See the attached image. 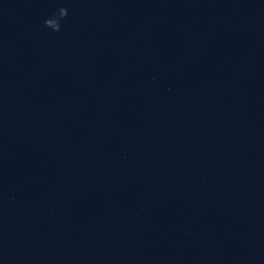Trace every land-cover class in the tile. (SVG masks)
Returning a JSON list of instances; mask_svg holds the SVG:
<instances>
[{"label":"water","instance_id":"water-1","mask_svg":"<svg viewBox=\"0 0 264 264\" xmlns=\"http://www.w3.org/2000/svg\"><path fill=\"white\" fill-rule=\"evenodd\" d=\"M0 264H264V0H0Z\"/></svg>","mask_w":264,"mask_h":264},{"label":"clouds","instance_id":"clouds-1","mask_svg":"<svg viewBox=\"0 0 264 264\" xmlns=\"http://www.w3.org/2000/svg\"><path fill=\"white\" fill-rule=\"evenodd\" d=\"M59 11L62 13V15L59 17V19L65 17L66 15H64L63 13H67V9L66 8H60Z\"/></svg>","mask_w":264,"mask_h":264}]
</instances>
